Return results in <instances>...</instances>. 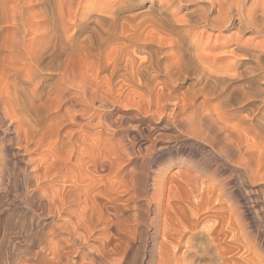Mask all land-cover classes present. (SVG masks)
<instances>
[{"label":"bare ground","instance_id":"6f19581e","mask_svg":"<svg viewBox=\"0 0 264 264\" xmlns=\"http://www.w3.org/2000/svg\"><path fill=\"white\" fill-rule=\"evenodd\" d=\"M0 2L2 3H0V8H4L0 14V146L5 142V135L9 133L2 128L9 126L15 127L16 135L13 139H16L18 144L24 142L27 147L29 146L28 148L32 144L41 146V141L37 138L42 134L41 137L44 140H41L45 141L46 137L43 135L47 132L46 127V132L43 134V121L45 122V119L49 118L50 121L53 112H62L64 107L71 113L70 126H76L86 132L85 127L91 125L96 117L100 121L101 118H104L108 122L107 127L108 124L109 127L114 126L112 135H122L123 138L129 136V132H131L130 127L127 126L130 120L150 122L156 119L158 123L165 121L164 127L175 128L181 146L184 147L186 142H196L203 149H207L208 154L216 161V167L213 168L210 162L203 163V160L192 164L187 162V164L181 159V169L178 175L181 189L182 185H187L194 190L198 182L199 175H192L185 169L194 170L196 173L203 172L204 175L209 170H214L211 175H217L218 170L229 172L222 182L218 179L220 176L212 180L214 189L209 188L212 191L209 193H207L209 190L205 189L204 193L199 194L196 197L199 203L204 201L205 204H208L212 202L213 197L225 198L223 201H237L234 193L237 188L234 190L233 185L236 179H246V182L248 181L252 186L261 187L258 189V194L264 199V0H0ZM180 4H183L184 7ZM178 5L180 7L176 8L185 14L186 18L178 16L179 11L174 9ZM37 15L39 19H37ZM207 29L218 32L219 36L215 37V42H218L219 37L226 35V32H231L230 35L235 37V41H231L232 44L225 42V45L224 43L223 45L222 43L219 45L206 43L204 45L201 39ZM246 34H249L250 37L248 36V39L244 40ZM169 37H171V41H168L170 42L169 46H166ZM168 47L172 48L171 51H168ZM142 55L143 57H140ZM85 61L92 62L90 64L94 66V69H91L93 66L90 69L93 71L88 72L90 69L85 67L88 64L84 65L88 71L82 70L80 63L84 64ZM133 93L137 94L138 99L132 98ZM122 106H130V108L132 106L134 111L129 108L121 109ZM61 112L57 115H60ZM116 112L122 113H117L114 118ZM70 116H67L68 121ZM59 117L62 118V116ZM6 120L9 122L8 124ZM79 120H85L87 123L83 124L82 121L79 123ZM54 122L51 120L50 125L52 126ZM53 125L56 126L55 123ZM77 128L75 130H78ZM68 131L66 136L63 134L55 146V150L52 142L55 140L51 139L49 131L47 140L52 142L49 144V149L55 152L53 165L56 168L54 170L57 171L54 173L52 170L49 171V168L45 169V181H41L40 176L37 183L34 182V185L36 183L34 192L41 191L39 203L35 204L32 199L35 197L29 195L26 206L40 215L55 217L52 225L54 230L50 233L51 235L54 236L58 231L69 236L67 239L59 238L55 244L43 247L53 254L51 264H67L63 257L69 258L72 253L75 255L81 253L82 257L87 258L88 262L85 260L80 264H112L107 252L110 247L111 233L110 236L103 233L109 227L114 226L116 234H118L117 237L120 236L118 238L123 239L121 233L130 235L129 233L132 231L130 218L118 214L117 209L111 217L101 207L98 197H90L89 192L87 193L83 189V185L79 186L78 179L77 181L74 179L76 183L72 180L62 188L51 186V183L54 185L61 180L59 172L62 170L58 171V169L65 168L64 156H60V154L71 143L74 133L68 135ZM92 131L97 134L96 130ZM86 133L85 135H87ZM100 134L98 138H101L102 134ZM8 135L10 136V134ZM85 135H83L84 138ZM104 137L101 139L103 140ZM99 140L88 141L95 143ZM17 143H13V145H17ZM44 143L42 142L43 145ZM46 145H48V141ZM92 146L96 147L95 144ZM114 149L116 148L114 147ZM33 150H36V147ZM78 150L76 153H79ZM43 156L42 158L47 157ZM96 156L98 157V155ZM5 157L3 155V161L7 159ZM42 158L38 160L43 161ZM2 159L0 158V181L5 180L3 179L6 177L5 173L11 170V168L9 170V166L8 168L4 167L7 164L4 165V162H1ZM114 159L111 160L114 162ZM96 160L92 164L97 168L101 166L115 168L112 166L115 164L113 162L109 163L108 161V164L105 162L103 164L96 163ZM8 161L10 162V160ZM69 161L71 160L69 159ZM80 164L82 165L81 161ZM84 164L86 165V163ZM84 168L86 170L87 166ZM80 169L82 170L83 167ZM113 169L112 171H115ZM162 171L164 172V170ZM93 173L91 176L94 177ZM110 173L114 172L108 174ZM78 175H76L77 178L81 179V176L78 177ZM85 175L84 177L88 178ZM28 176L31 177V174ZM63 178L65 179V177ZM92 178L89 177V179ZM95 180L97 181V179ZM206 180L203 179V182ZM66 181L64 182L66 183ZM91 181L93 182V179ZM128 182L124 183V186L123 181L120 183H122L124 191L130 192L131 187ZM111 184H114V187L117 186V183ZM158 187H160L159 183L156 185L157 189ZM120 189L118 187V190ZM249 192L250 194H246V197H241V199L250 200L251 195H257V193L253 195L251 191ZM210 194L212 196H209ZM191 199L193 200V198ZM45 200H48L47 205L42 203ZM219 200L222 201V199ZM115 206L118 208L117 204ZM238 216L240 219V215ZM139 218L137 226L142 220L141 217ZM11 219L14 218L10 217V221L6 219L8 221L5 224L7 231L19 228L24 233L31 235L32 241L45 242L47 233L40 231L32 233L25 219L16 223ZM136 221L134 222L136 223ZM161 224L159 225L157 216L151 219L150 228L153 229L154 234V238H152L155 239L158 234H161L164 240L158 249L157 247L154 250L152 248L147 263L180 264V262H185L188 254L179 255V251H181V243L186 234L180 231L173 220L167 216ZM242 224L245 225V223ZM246 226L248 225L246 224ZM242 227L240 226V230L238 229L234 235L237 239L247 234L246 229L243 230L245 226ZM99 232L103 233L99 235ZM97 233L99 235L97 239H102V241L98 239L101 241L98 247L83 244L82 238L89 242L91 237L95 239L94 236ZM209 233L211 236L208 234L210 237L207 240V248L218 247L217 249L221 252L223 247L216 243L217 233L215 236L214 231ZM133 234L131 235L133 236ZM197 235V233L192 235L186 243L191 245L192 238L194 239ZM130 240L127 241L130 242ZM64 241H66V245L61 244ZM72 245H76L81 252H78L77 248L73 250L74 246ZM242 245L243 247L249 246L244 243ZM66 246H69V249L63 251L64 254H62L61 249ZM84 249H87L88 252L96 251V254L94 253L96 256L91 254L99 261L93 259L94 257L89 259V253H84ZM113 249L115 250L114 247ZM157 257L160 259L159 261ZM17 262L18 264L24 263L21 257ZM44 263L45 259L41 258L35 264ZM194 263L195 261H188V264ZM14 264L16 263L14 262ZM72 264H76V262Z\"/></svg>","mask_w":264,"mask_h":264},{"label":"rangeland","instance_id":"374dc122","mask_svg":"<svg viewBox=\"0 0 264 264\" xmlns=\"http://www.w3.org/2000/svg\"><path fill=\"white\" fill-rule=\"evenodd\" d=\"M5 3H7V2L5 1ZM180 5H182L184 7L183 4H180ZM176 7L179 8L180 6L179 5L175 6L174 9ZM2 9L4 10V8H2ZM2 9L0 8V14L3 11ZM180 13L181 12L179 11L178 16L180 18H186L185 14H183V13L180 14ZM38 15H37V17H38ZM37 19H39V17ZM70 32H72V31H70ZM204 33H203L204 34L203 38L201 39V40H203L204 45H206V43L207 44L209 43L208 45H212V44L213 45H219L221 43L223 45V43H224V45H225V42L227 44H232V42L235 41V37L230 35L231 32H226L225 34L226 35L228 34L227 36L224 35V36L219 37L218 42H215V40H214V39H216L215 38L216 36L217 37L219 36L217 31H213V30L211 31V29H207L206 31H204ZM229 35H230V38H229ZM248 36H249V34H246V36H244L243 39L246 40V38ZM168 41H171V37H169L167 42ZM210 41H211V43H210ZM213 42H215L216 44ZM169 43L170 42L166 43V46L167 45L169 46ZM167 49H168V51H171L172 48L168 47ZM140 57H143V55ZM78 63H80V62H78ZM90 63H92V62L91 61H85L84 64L80 63L82 70L83 71L86 70V68H84L85 64H88V66H90V67H88L85 65V67H87V69L89 70L91 68V66H93ZM91 69H94V66ZM91 69H90V71H88V70H86V71H88V72L93 71ZM157 89H159V87H157ZM132 95H133L132 98L138 99V97L136 96L137 94L134 95V93H133ZM125 108L126 109L129 108V110L134 111L132 106H131V108H130V106H127V107L122 106L121 107V109H125ZM65 109L66 108L64 107L63 110L67 115L62 114V113H64L63 110H62V112L59 111L58 113L53 112V116L51 117L52 118L51 120H52V122L55 121L54 123L56 126L53 125L54 123H52L53 127L50 125L51 124V120L49 121L50 118L45 119L46 120L45 122L43 121V123H44L43 125L44 126L46 125V126H45V128L43 126L44 132L43 131L42 132L44 134L47 131L46 132L47 135L46 134L43 135V137H46L45 141H43L44 138L41 137L42 134H40L39 137L37 138V140L40 139L41 146L39 144H32V145H30L31 147L28 148L29 146L27 147L24 142H21L23 144L19 143L20 144V146H19V144L15 141L16 139H13L14 135H16L15 127L14 126L7 127L9 130L6 127L2 128L3 130L8 131L9 132L8 134H10V136L8 134L5 135V140H4L5 142L1 144L2 146H0L1 147V149H0V151H1L0 156L1 157L0 158L2 159L3 155H4V157L6 155V157H7L6 161L7 162L5 160L3 161V159L1 160V162L2 163L4 162L3 163L4 165L7 164V166H4V167L8 168V166H9V170H10V168H11V170L7 171V173H5L6 177L3 178L5 180L0 181V220H1L0 221V264H14V262L16 264H18L17 261H19L20 257L22 258V261H24L23 264H33V263L35 264L39 260H41V258L45 259L44 264H51V261L53 260V254L46 251V249H43V247L48 245V244H50V245L55 244L57 239H59V238L67 239L69 237L66 233H62V232H58V231H57V234H55L54 236L51 235L50 233L53 232V230H54V228H52V225L54 224L55 217L49 216V215H43V214L40 215L35 210L26 206L29 195H32L33 197H35V198H32L35 201V204L39 203V196L41 194V191L39 190V191L34 192V190L36 188L35 185L37 183V180H38V178L40 179V176H41L40 180L45 181V178H44L45 169L49 168L50 169L49 171H51V170L53 172L57 171V170H54L56 168L53 165V160H54L53 154L55 152L50 151L49 144H52V142H53L54 150H55V146L58 144V142L62 138L63 134H64V136L67 135L68 130H69L68 135L70 133L71 134L73 132L74 133L72 134L71 143L65 148L63 153L60 154V156H64V159H65V163H64L65 168L58 169V171L62 170L59 172V174L61 176L60 178L62 181L59 180L61 182L58 181V183H56V184L53 183L54 185H52V183H51V186L53 188H54V186H56L55 188H57V186H58V188H62L64 185H67L72 180H73L72 182L76 183V181L78 179L77 182L79 183V186L83 185L84 188L83 187L82 188L87 193L89 192L90 197H92V198L98 197L99 198L98 201L102 205L101 207L104 208V211L106 213L110 214L112 217L113 214L116 212V209H117L118 214H123V215L128 216L130 218L131 223H132L130 228L132 229V231H135V230H136L135 232L138 231L137 234H135V232L131 231L129 233L130 235H126V234L121 233L120 235L123 239L118 238L120 236L117 237L118 234H116L117 231L115 230L116 227H114V226L109 227L104 233L102 232L103 234H107V236L108 235L110 236V233H111V238L109 237V240H110L109 241V246H110L109 248H110V250L107 246V248H108L107 252L109 253L108 257L111 260L110 262H112V264H148L147 262L149 260V256H150V252L152 251V248H153V250L156 247L158 249V246L164 240L163 236L161 234L157 235V237L155 238L156 240L153 239L154 234H153V229L150 228V222H151V219H153L155 216L158 217L159 225L161 223H163V219L165 218V216H167L169 219L173 220L174 224L176 225V227L180 231H182L183 233L186 234L185 238L182 240V243H181L182 248H181V251H179V255H183L184 253H187L188 256L186 258V261L180 262V264H188V261H195L194 264H264V199L262 198V196L260 197L258 194V189H260L261 187L252 186L251 184L248 183V181L246 182V179H244V180L236 179V181L233 182V185H234V190L237 188L234 191V193L236 194L235 197H236L237 201L231 200V202H230V201L226 200L227 201L226 202V201H223V200H225V198L213 197L212 202L208 203L209 206L207 203L205 204L203 201V203L205 204L204 205L203 203H199L196 200V197H198L199 194L204 193L205 189L209 190L207 193L212 192L211 190L214 189L213 188L214 187V181L212 183V180L215 178H218L217 176H220L218 179L221 180V182H222L227 177V175H229V172L227 170H218L219 173L217 172L218 174L217 175L213 174L214 175L213 176L211 174H212V171H214V170H209V172L204 175L203 172H197L196 173V172H194V170L189 171V170H186L184 168L186 172L192 173V175H194V174L197 176L199 175L197 178L198 182H197L196 188L194 190L189 188L187 185H182L181 186L182 189H181L178 175L180 174V169H181V163H180L181 159L183 161H185V163L188 162L189 164H192L193 162L194 163L195 162H201L203 160V163L204 162H208V163L210 162L211 165H213L212 167L215 168L216 167V161H215V159L211 158V155L208 154L207 149H203L196 142L195 143L186 142L184 144V147L181 146L178 142L177 131H175V128L164 127L165 126L164 124H166V123H164L165 121L158 123V121L156 119L153 120V121L156 120L155 122L150 121L151 123L147 120L146 121L144 120L142 122H139L136 120H130L128 123L129 125H127V126L130 127L131 132H129V136H127V137L125 136L123 138L122 135H118V134L112 135V133L114 132V126H110L113 129H111L109 127V124L107 127L108 122L106 119L101 118V121H100V119H98V117H96L95 120L93 121L95 124L92 122L93 125L91 124L88 127H85L86 132L89 131L88 133H86L85 131L80 130V128H77L76 126L73 127V126L69 125V122L71 120V116H70L71 113L68 111V109H66L67 111ZM60 112L62 115L61 114L57 115ZM54 113H55V116H54ZM117 113L121 114L122 112H116L114 118H116ZM56 116H57V118H56ZM59 116H62V118L64 117L66 119L63 120ZM67 116L68 117L70 116L69 121L67 120L68 119ZM53 117H54V119H53ZM57 121H58V123H56ZM60 121L63 123V125H62V123L61 124L59 123ZM67 121H68V123H65ZM81 121L82 120H79V123ZM82 122H83V124L87 123L85 120H83ZM98 122H100V124L102 122V124H101L102 126L100 124H97ZM8 123L9 122L7 121V124ZM46 123H48V124H46ZM64 123L67 125H65ZM59 124H60V126H63V128H60ZM97 125L98 126L100 125V126L98 127ZM46 127H47V129L50 128L51 130L50 129L47 130ZM54 127H56V128L58 127L57 130ZM70 127H71V130L73 129L72 131L70 130ZM75 127L78 130H75L76 129ZM90 127L91 128L93 127V128L91 129ZM59 128H60V131H59ZM105 128H108V129L106 130ZM109 128L111 131L109 130ZM45 129H46V131H45ZM92 130H96L97 134L94 133L95 131H92ZM49 131H50V133H49ZM102 131L105 133V135H104V133L102 134ZM81 132H83V133H81ZM92 132L95 134L94 136H93ZM48 133H49L50 137L52 136L51 139L54 138L55 141L50 142L49 140H47L49 138ZM59 133H60V135H59ZM75 133H77V134H75ZM85 133L87 135H85ZM98 133L102 134V135L100 134L101 138H103L105 136L103 140L101 138H98L99 137ZM3 134H4V132L2 133V136H3ZM88 134H90V135H88ZM55 135H57L58 137ZM83 135H85V138L83 137ZM86 136L87 137L89 136L90 138L89 137L87 138ZM96 136H97V138H96ZM113 136H115V137H113ZM9 137H11L12 139L11 138L9 139ZM108 137H109V140H107ZM15 138H16V136H15ZM41 139H43V140H41ZM76 139H78V140H76ZM91 139H93V140L97 139V141L100 139L101 141L99 140V142L95 141V143L94 142L90 143L89 141H93ZM9 140H12V141H9ZM46 140L48 141V145H46L47 144ZM6 142H8V143H6ZM42 142L43 143L45 142L44 145L42 144ZM84 142H85V144H84ZM96 142L98 143L97 145H96ZM13 143L14 144L17 143L18 146L13 145ZM82 143H83V145H82ZM5 144L9 147H7ZM94 144L97 148L92 146ZM21 145H23V146H21ZM25 147H27V148H25ZM32 147L34 149L36 147V150H33ZM114 147L116 149H114ZM4 149H6L7 151ZM113 149H114V151H113ZM2 150H3V152H2ZM25 150L28 152H26ZM42 150H44V151H42ZM77 150L79 153H76ZM98 150H99V153H98ZM41 153H42V155H41ZM43 153H44V156H43ZM48 153H49V156H48ZM26 154L27 155L29 154V156L31 158L29 156H27ZM31 155H35V156H31ZM76 155H78V156H76ZM96 155H98V157ZM39 156H41V157H39ZM42 156L43 157L47 156L46 158H48V159L51 158L52 160L42 158ZM28 158H29V160H28ZM36 158H37V160H35ZM41 158L43 161L38 160ZM93 158L95 160L97 159L96 163L101 162L103 164H105V163L108 164V161H109V163H111V162H113V160H111V159L115 158L114 162H113L115 164L112 165V166H115V168L113 169V168L108 167V168H110V169H108L106 166L105 167L101 166V167L97 168L95 165H93L95 163V160ZM185 158H186V160H185ZM207 158L209 161L207 160ZM45 159L48 161H46ZM69 159L71 161H69ZM8 160H10V162ZM79 160L81 161L82 165L80 164ZM204 160H206V161H204ZM82 161H84V162H82ZM28 162H30L31 165L28 164ZM12 163H14V164L12 165ZM58 163H60V162H58ZM84 163H86V165ZM74 164L75 165L77 164V165L75 166ZM78 164L80 165V168L83 167V169H82L83 172L79 168ZM86 166H87V168H86L87 172L84 168ZM77 167L80 169V171ZM95 168H97V169H95ZM112 169L115 171H112ZM162 170H164V172ZM41 172H43V173H41ZM61 172H62V174H65V175H62ZM109 172H114V173L108 174ZM160 172L163 174H161ZM227 172H228V174H227ZM86 173H88V174H86ZM92 173L95 175L94 177L91 176ZM157 173H160V174L157 175ZM13 174H14V176H13ZM28 174L29 175L31 174V177L28 176ZM38 174H40V175H38ZM76 175H78V177L81 176V179L77 178ZM84 175L87 176L88 178L84 177ZM161 175H163V176H161ZM208 175H210V176H208ZM62 176L65 177V179ZM96 176H97V178H95ZM82 177H84V178L82 179ZM89 177H91V178L93 177L92 178L93 182L91 181L92 179H89ZM94 178L97 179V181ZM157 178H159L161 180H159ZM208 178H209V180H208ZM74 179H76V181H74ZM116 179H118L117 181L119 183L116 181ZM203 179L204 180L207 179V180L205 182H203ZM5 181H6V183H5ZM64 181H66V183ZM82 181H84V182L86 181L85 185H84V182H82ZM122 181H123V186H124V183H127L129 181L128 185H130V187H131L130 192L123 190L122 183H120ZM208 181H209V183H208ZM27 182H28V184H27ZM34 182H36L35 185H34ZM80 182H82V184H80ZM89 182L90 183L92 182L91 185ZM199 182H200V184H199ZM235 182H236V184H235ZM243 182H244V184H243ZM78 183H77V185H78ZM111 183H117V186L114 187L113 186L114 184H111ZM158 183L160 184V187H158V189H157L156 185ZM205 183H206V185H203ZM92 184H94V185L92 186ZM95 184H96V186H95ZM59 185H62V186L60 187ZM87 185H89V186H87ZM111 185H112V187H111ZM89 187L91 188V190ZM118 187H119V189L120 188L121 189L118 190ZM252 190H253V192L255 190V192L253 193ZM249 191H251V193L253 195L255 193H257V195L256 194L254 196L251 195L250 200L241 199V197H246V194L247 195L250 194ZM119 192L120 193L122 192V193L120 194ZM207 193H205V194H207ZM218 193H219V191H218ZM209 196H212V194H210ZM191 198H193V200L194 199L195 200L193 201ZM253 198H254V200H252ZM258 198H260V200H258ZM219 199H222V201H220ZM255 199H257V200H255ZM232 201H233V203H232ZM42 203H45L47 205L48 200H45V202L42 201ZM124 203H125V206H124ZM115 204H117L118 208L115 206ZM1 213H2V215H1ZM10 215H12V216H10ZM238 215H240L241 221H240ZM2 217H3V219H2ZM10 217L14 218V219H11V220H13L14 223L21 221V219H25L26 222L28 223L29 229H31L32 233H35L38 231H40L41 233H43V232L47 233L48 235L45 236L46 237L45 242L44 241L43 242L32 241V236L28 235L27 233H24V231H21V229H19V228L15 229V230H8L7 231L5 229V224L8 221H10ZM139 217H141V219H142L141 222L139 223L140 225L138 224L140 227L137 226L138 219H140ZM159 218H161V219H159ZM6 219L7 220L9 219V220L7 221ZM134 221H136V223ZM2 222L3 223L5 222V223L3 224ZM241 222L245 223V225L242 224ZM246 224L248 226H246ZM240 226H243L242 228H244V226H245V228L243 230L246 229L245 231L247 232V234H244V235H242V237L240 239L239 238L237 239L234 235L236 234V232H238V229L240 228ZM232 229H235V230H232ZM211 231H214V236L217 233L216 236H217L218 240H216L217 241L216 243L220 244L223 247L221 249V252L219 249H217L218 247L213 246L210 249L207 248V246H208L207 240H208V237L211 236V234L209 233ZM102 233L99 232V235ZM114 233H115V236H114ZM195 233H197L198 235L194 239L192 238L191 245L187 244L186 242L188 241V239L191 238L192 235H194ZM131 234H133V236ZM99 235L97 233L94 236L95 239L93 237H91L90 238L91 240H89V242H87L85 240V238H82L83 244H85L86 246L92 245L93 247H98L102 241V239H100V238H98V239L101 241H99L97 239V237ZM125 235L128 237H126ZM104 237H105V235H104ZM129 237L131 238V240ZM132 238H133V240H132ZM127 240H130V242ZM65 242L66 241L61 242V244L66 245ZM153 243H154V245H153ZM241 243L242 244L243 243L249 244V246L243 247V245ZM72 246H74V247H72L73 250H76L77 246L76 245H72ZM169 246L172 247L171 245H169ZM113 247L115 248V250L113 249ZM68 249H69V246L63 247L61 249L62 254H64V252L67 251ZM77 250H78V252H81V250H79L78 248H77ZM84 250H83L84 253L88 252L87 249H84ZM42 251H44V252H42ZM61 251H60V254H61ZM88 253H89V255H88L89 259H92L93 257H94L93 259H96L95 258L96 251L95 252L89 251ZM91 253H93V254L95 253L94 254L95 256ZM80 254L81 253L76 254L77 255L76 256L75 253H72L69 258L63 257V260L66 261L67 264H69V263L72 264L73 262H76V264L77 263L80 264V263H83L85 260H86L85 262H88L87 258L85 259L84 257H82L83 255L81 254L82 255L81 256ZM96 260L99 261L98 258ZM157 260L159 261L160 259L157 257Z\"/></svg>","mask_w":264,"mask_h":264}]
</instances>
